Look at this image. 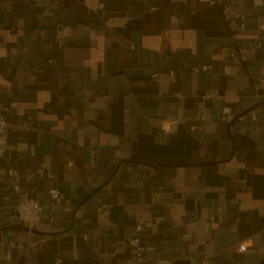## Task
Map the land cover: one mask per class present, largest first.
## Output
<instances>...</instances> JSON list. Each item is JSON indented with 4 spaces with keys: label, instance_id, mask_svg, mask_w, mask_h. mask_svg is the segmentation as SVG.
Masks as SVG:
<instances>
[{
    "label": "crops",
    "instance_id": "obj_1",
    "mask_svg": "<svg viewBox=\"0 0 264 264\" xmlns=\"http://www.w3.org/2000/svg\"><path fill=\"white\" fill-rule=\"evenodd\" d=\"M263 25L264 0H0V264H135L138 224L147 264H264Z\"/></svg>",
    "mask_w": 264,
    "mask_h": 264
},
{
    "label": "built area",
    "instance_id": "obj_2",
    "mask_svg": "<svg viewBox=\"0 0 264 264\" xmlns=\"http://www.w3.org/2000/svg\"><path fill=\"white\" fill-rule=\"evenodd\" d=\"M227 0H211V2L216 4H224ZM243 25V24H242ZM264 28V25L261 26ZM232 57L238 58L239 55L232 53ZM245 59L244 56H240ZM206 68H203L205 70ZM8 106H2L0 109V157L5 155V136L8 133V122L6 120V114L9 111ZM175 125L174 120L164 121L161 125V130L170 133ZM6 175L12 180L13 189L19 195V201L16 206L18 220L21 224L27 226L29 229H34L35 226L41 221L43 216V206L37 198L31 197L27 192L21 190L20 187V173L14 167H9L6 171ZM50 195L53 200H58L61 196L60 190L57 188H52L50 190ZM143 226L138 224L133 231L131 238L129 239L130 246L136 251L138 256V262L135 264H147L145 262L143 248L141 245V234L143 231ZM249 246V241L245 240L241 242L238 246V250L243 252L246 251ZM61 258H57L56 264H61Z\"/></svg>",
    "mask_w": 264,
    "mask_h": 264
},
{
    "label": "water",
    "instance_id": "obj_3",
    "mask_svg": "<svg viewBox=\"0 0 264 264\" xmlns=\"http://www.w3.org/2000/svg\"><path fill=\"white\" fill-rule=\"evenodd\" d=\"M127 74H132V76H134L136 74V72L128 71Z\"/></svg>",
    "mask_w": 264,
    "mask_h": 264
}]
</instances>
